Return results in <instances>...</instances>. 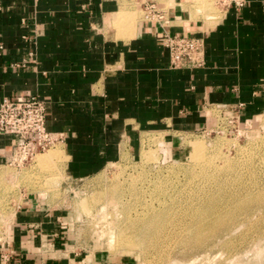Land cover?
<instances>
[{
	"label": "crops",
	"instance_id": "obj_1",
	"mask_svg": "<svg viewBox=\"0 0 264 264\" xmlns=\"http://www.w3.org/2000/svg\"><path fill=\"white\" fill-rule=\"evenodd\" d=\"M132 1L0 0V98L43 101L44 128L60 138L72 179L132 158L143 134L177 150L181 135L210 130L219 116L264 111V0H225L212 25L190 18V1ZM149 2L161 20L138 18ZM160 29L201 38L202 64L172 67ZM150 135L141 148L160 142ZM17 142L0 134V166ZM34 199L16 207L0 264H85L62 251V227Z\"/></svg>",
	"mask_w": 264,
	"mask_h": 264
},
{
	"label": "rangeland",
	"instance_id": "obj_2",
	"mask_svg": "<svg viewBox=\"0 0 264 264\" xmlns=\"http://www.w3.org/2000/svg\"><path fill=\"white\" fill-rule=\"evenodd\" d=\"M186 1L190 18L210 25L226 3ZM150 136L160 142L141 148L140 138L132 158L122 154L81 179L66 176L61 158L36 162L54 146L20 165H1L0 244L30 196L54 213L62 251L85 264H264V111L246 120L219 116L210 130L181 135L177 150ZM145 150L152 155L141 164Z\"/></svg>",
	"mask_w": 264,
	"mask_h": 264
},
{
	"label": "built area",
	"instance_id": "obj_3",
	"mask_svg": "<svg viewBox=\"0 0 264 264\" xmlns=\"http://www.w3.org/2000/svg\"><path fill=\"white\" fill-rule=\"evenodd\" d=\"M143 11L145 17L161 20V11L152 3H147ZM156 37L167 49L168 61L172 67H198L202 64L201 38L183 34L171 35L163 29L156 33ZM23 62L24 60L20 64ZM0 134L11 135L18 141L7 160V163L14 165L30 160L35 153L44 151L60 139L45 130L44 103L35 94L0 98Z\"/></svg>",
	"mask_w": 264,
	"mask_h": 264
},
{
	"label": "bare ground",
	"instance_id": "obj_4",
	"mask_svg": "<svg viewBox=\"0 0 264 264\" xmlns=\"http://www.w3.org/2000/svg\"><path fill=\"white\" fill-rule=\"evenodd\" d=\"M205 3V2H202V0H196V6H202V4ZM205 6H210L209 4L205 5ZM211 13H214L213 11H211ZM214 17V16H213ZM212 17V18H213ZM217 19V18H216ZM216 21V20H215ZM214 21V22H215ZM51 146H54L53 148H51L50 150H48L47 152L45 153H37L36 155V162L38 164H44L46 162H50V163H54V164H57V162L59 163V159L61 158L63 161L65 159V156L62 152V150L60 149V147L58 145L55 146V144H52ZM189 146L191 148H195L196 150L198 149V147L200 146V143L199 142H191L189 143ZM47 149V148H46ZM190 149V148H189ZM195 153V152H194ZM151 152L149 150H145L141 153V156H140V160L139 162L141 164H144V163H147L148 160L150 159L151 157ZM198 156H196L197 158ZM192 160L194 158V155L191 157ZM1 177V176H0ZM242 201V202H241ZM240 202H241V206L242 207H246L248 206V204L245 202V200H243V198L241 199L240 198Z\"/></svg>",
	"mask_w": 264,
	"mask_h": 264
}]
</instances>
